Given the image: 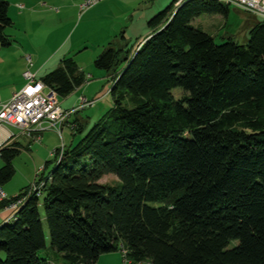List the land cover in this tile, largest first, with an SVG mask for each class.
<instances>
[{"label":"trees","instance_id":"trees-1","mask_svg":"<svg viewBox=\"0 0 264 264\" xmlns=\"http://www.w3.org/2000/svg\"><path fill=\"white\" fill-rule=\"evenodd\" d=\"M174 1L130 56L109 46L96 57L113 108L45 163L40 188L12 198L23 201L0 226V264H51L39 254L47 239L67 264H95L119 244L139 263L264 264V20L245 45H217L192 22L227 6L189 0L173 12ZM8 10L0 1L4 48ZM40 80L62 98L87 82L73 58ZM19 152L17 142L0 151V186ZM107 175L118 182L100 184Z\"/></svg>","mask_w":264,"mask_h":264},{"label":"rangeland","instance_id":"rangeland-1","mask_svg":"<svg viewBox=\"0 0 264 264\" xmlns=\"http://www.w3.org/2000/svg\"><path fill=\"white\" fill-rule=\"evenodd\" d=\"M0 1L9 4V17L16 19V22L12 19L16 23L15 27L6 30L7 35L13 40V48L0 49V55L7 62L13 63L12 69L17 68L16 64L20 59L25 62L26 56H31L33 66L48 60L43 65H46L45 68L36 72V77L41 78L46 72L56 69L61 60L73 58L87 79V82L76 91L78 92L77 97H85L87 101L93 102L92 106L77 110L68 119L69 123L76 119L79 120L82 125V132L79 134L74 135L72 129L64 125L60 135L55 130H50L42 132L37 141L23 137L15 139L20 144L19 155L12 161L15 173L12 179L3 186L7 197L13 198L22 189L50 175L54 164H49L45 168V163L53 160L51 154L54 150L62 148L64 150L72 144L75 145L94 123L105 117L113 108L110 95L111 76L94 67L96 57L103 50L109 46L117 47L114 42L109 45L105 44L101 48L98 46L104 32L121 25L122 29L118 32L117 41L121 36L119 33L124 31L126 43L123 45L126 44L129 48L137 46L142 41L138 39L145 37L143 33L149 30L147 22L158 12L164 10L172 0H101L96 10L94 8L92 11L101 13L97 14L91 22H86L82 16L95 6L85 10L83 15L79 13V6L85 0ZM21 5L23 8L18 9ZM227 9L226 17L218 14H201L193 20L192 25L213 37L217 45L228 38H232L239 45H245L248 40V31L261 19L234 6H227ZM18 12L28 13L23 14L19 20ZM85 47H87L86 50H84ZM95 53L97 56L93 58ZM172 92L175 98L183 95L180 89H174ZM3 93L6 94V91ZM77 97L75 99L58 97L59 106L64 111H72L77 108L74 105L80 104H74ZM76 128L73 125V129ZM9 130L12 134H17L16 130L12 128ZM2 163L0 159V167ZM117 182L118 179L113 175L104 176L99 181L103 185H115ZM40 199L42 201V197ZM44 252L45 250L39 252L40 257H45Z\"/></svg>","mask_w":264,"mask_h":264},{"label":"built area","instance_id":"built-area-1","mask_svg":"<svg viewBox=\"0 0 264 264\" xmlns=\"http://www.w3.org/2000/svg\"><path fill=\"white\" fill-rule=\"evenodd\" d=\"M101 0H85L79 6L80 13L97 5ZM189 0H175L173 12ZM224 6H234L246 13L252 14L261 20H264V0H214ZM141 44L136 46V49ZM27 69L22 73L24 86L19 91L12 94L9 101L0 104V151L11 141L18 137L27 138L31 141L40 139V134L45 131L55 130L59 135L62 133L63 126L68 122L69 117L85 107L92 106L86 98H80V104L72 111H64L59 106L56 92L46 87L41 80L37 79L35 73L30 71L31 57L26 56ZM73 129V125L69 126ZM12 128L17 134H12L9 130ZM57 155V162L63 156V148L59 151H53L52 156ZM43 182L36 186H31V191L40 188ZM23 199L12 200L8 198L0 186V206L7 202L3 208L10 209L14 213L18 210ZM11 216V218L13 217ZM10 218V219H11ZM118 252L122 257V264H145L134 262L127 257V251L122 244L118 245ZM150 264V263H148Z\"/></svg>","mask_w":264,"mask_h":264},{"label":"crops","instance_id":"crops-1","mask_svg":"<svg viewBox=\"0 0 264 264\" xmlns=\"http://www.w3.org/2000/svg\"><path fill=\"white\" fill-rule=\"evenodd\" d=\"M63 1H67V0H63ZM98 5L99 4L95 5V7L91 8V9H89L88 12L84 13V15H83V13L79 12L80 14L83 15L82 19H84L86 22H91L97 14L101 13V12H92V11H94V8L96 10ZM22 8H23L22 5L18 6V9H22ZM26 13H28V12H18L19 18L18 17L17 18L20 20V17ZM8 16H9V10H8ZM10 19L11 20L13 19L16 22V19H14L13 17ZM13 20H12L13 25L11 26L12 28L15 27V25H16V23ZM120 26L113 27L112 29H109L106 32H104L105 34L103 35V37H101V41H99L100 43H98V46L101 48L105 44L109 45V44H113V42L117 46L116 48L127 46L126 44L123 45V43H126V41H124L125 40V37H124L125 32L124 31H121L119 33L121 36H120V39L117 41L118 32L122 29V27H120ZM5 33H6V31H5ZM6 35H7V33H6ZM143 35H145V37H140L138 39V41H140V40L143 41L146 38H148L151 35V31L148 30V32L143 33ZM7 36L10 39L9 47L4 48V47L0 46V49H12L13 48V46H12L13 40L11 39V37L9 35H7ZM135 46L132 47V49H133L132 52L134 51ZM86 49H87V47H85L84 50H86ZM93 56H94L93 58H95V56H97V53H95V55H93ZM46 61H48V60H45V62L37 63V65L33 66L32 65V58H31L30 71H32L36 75L37 71L45 68L46 65L45 66H43V65L46 63ZM16 66H17V68H15L13 70L12 69L13 63L7 62L4 59V57L0 55V104L9 101L12 94L19 91L20 89H22L24 84H25L24 79L22 77V73L27 69L26 57H25V62L23 59H20V61L18 62V64H16ZM3 71H4V73H3ZM45 72L46 71H44V73ZM46 74H47V72L44 75H46ZM41 78H37V79L40 80ZM81 87H79L78 89H75L70 95L65 97V99H72V98L75 99L78 96V92H76V91H78ZM5 91H6V94L3 93ZM81 98H85V97H81ZM79 103H80V97L79 98L77 97V100L74 101V104H79ZM74 106L78 107L79 105L78 106L74 105ZM65 125L66 126L67 125L68 126L74 125L77 127L75 130L78 129L82 132V125L78 119H76L72 123L67 122ZM69 129H70V127H69ZM71 131L74 135L79 134V133L75 132L74 130H71ZM12 142H16V141L15 140L11 141L7 145L11 144ZM72 145H70V146H72ZM2 165H3V163H2ZM2 165H1V167H2ZM2 189H3V187H2ZM0 211H1L0 212V226H2L5 222H7L11 218V216L13 215L14 212L10 209H5V208H0ZM46 246L47 247H46L45 252H44V255H45L44 258L48 259V261H50L51 264H67L61 258V255L59 253H57L56 251L49 248L48 242H47ZM95 264H122V257H121V254L119 252H111V253L103 254L98 258V260ZM145 264H148V263H145Z\"/></svg>","mask_w":264,"mask_h":264}]
</instances>
